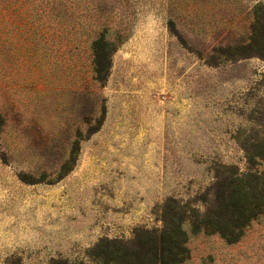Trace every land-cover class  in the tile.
Returning a JSON list of instances; mask_svg holds the SVG:
<instances>
[{"label": "rangeland", "instance_id": "1", "mask_svg": "<svg viewBox=\"0 0 264 264\" xmlns=\"http://www.w3.org/2000/svg\"><path fill=\"white\" fill-rule=\"evenodd\" d=\"M256 9L264 0H0V264H96L100 239L160 228L168 197H195L224 166L249 171L264 59L224 49L249 37ZM187 244L181 264H264V213L238 241Z\"/></svg>", "mask_w": 264, "mask_h": 264}, {"label": "trees", "instance_id": "2", "mask_svg": "<svg viewBox=\"0 0 264 264\" xmlns=\"http://www.w3.org/2000/svg\"><path fill=\"white\" fill-rule=\"evenodd\" d=\"M257 10L249 37L227 44L226 55H257L264 59V11L257 13ZM99 42L100 39L92 44L96 56ZM108 68V63L97 59L93 80L104 81ZM242 145L249 171L224 166L215 174L212 184L195 197L189 200L168 197L163 204L160 228L137 229L128 242L100 239L91 249L93 261L96 264H181L189 255L190 233L218 234L227 242L238 241L249 224L264 213V170L255 169L264 162V137L253 136ZM51 264L85 263L53 259Z\"/></svg>", "mask_w": 264, "mask_h": 264}]
</instances>
